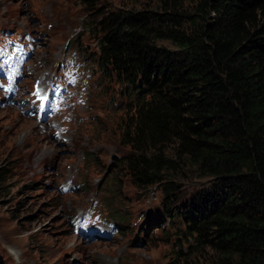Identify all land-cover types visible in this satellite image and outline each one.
Instances as JSON below:
<instances>
[{
  "label": "trees",
  "instance_id": "1",
  "mask_svg": "<svg viewBox=\"0 0 264 264\" xmlns=\"http://www.w3.org/2000/svg\"><path fill=\"white\" fill-rule=\"evenodd\" d=\"M87 7L98 66L135 104L122 138L135 184H165L169 224L212 264H264V0ZM175 179L206 185L176 206Z\"/></svg>",
  "mask_w": 264,
  "mask_h": 264
},
{
  "label": "rangeland",
  "instance_id": "2",
  "mask_svg": "<svg viewBox=\"0 0 264 264\" xmlns=\"http://www.w3.org/2000/svg\"><path fill=\"white\" fill-rule=\"evenodd\" d=\"M158 3L0 0V35L31 32L39 39L22 94H29L36 78L49 84L74 54L90 70L87 104L75 111L62 135L17 107L0 104V264H212V253L188 240L180 222L169 224L165 184H135L124 164L132 150L122 140L135 104L116 76L97 63L99 18L87 6L156 10ZM175 180L176 206L206 185L205 179ZM93 203L108 222L120 224L111 239L88 241L71 224V216L80 218Z\"/></svg>",
  "mask_w": 264,
  "mask_h": 264
},
{
  "label": "water",
  "instance_id": "3",
  "mask_svg": "<svg viewBox=\"0 0 264 264\" xmlns=\"http://www.w3.org/2000/svg\"><path fill=\"white\" fill-rule=\"evenodd\" d=\"M113 160H117L118 159V157L117 156H113V158H112Z\"/></svg>",
  "mask_w": 264,
  "mask_h": 264
}]
</instances>
